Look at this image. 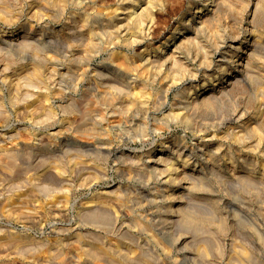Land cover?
I'll use <instances>...</instances> for the list:
<instances>
[{
	"label": "rangeland",
	"instance_id": "1",
	"mask_svg": "<svg viewBox=\"0 0 264 264\" xmlns=\"http://www.w3.org/2000/svg\"><path fill=\"white\" fill-rule=\"evenodd\" d=\"M120 1L0 0V264H244V251L264 264V135L246 131L264 129V0H180L177 13L159 0L153 24L141 13L148 0ZM126 5L142 24L136 45L130 33V45L105 46L102 30L106 48L90 50L85 13ZM198 7L219 11V25L198 30ZM118 51L145 66L169 56L150 69L143 98L140 80L115 78ZM79 56L91 58L86 71ZM69 68L73 80L62 77ZM99 85L135 108L96 124L87 111ZM85 116L106 137L79 135ZM182 152L201 167H183Z\"/></svg>",
	"mask_w": 264,
	"mask_h": 264
},
{
	"label": "bare ground",
	"instance_id": "2",
	"mask_svg": "<svg viewBox=\"0 0 264 264\" xmlns=\"http://www.w3.org/2000/svg\"><path fill=\"white\" fill-rule=\"evenodd\" d=\"M72 1H74V0H72ZM120 1V0H119ZM124 1H127V0H124ZM123 0L122 1H120V2H124ZM130 1H132V0H130ZM129 1V2H130ZM135 0H133V2H134ZM160 1H162V2H164L165 4H167V9L170 11H172V12H175V13H177V11H179V4H180V0H160ZM202 1H204V2H209L210 1V3H209V5L211 6V5H214L215 7H218V4L220 3L219 1H221V0H202ZM128 2V1H127ZM132 2V3H133ZM136 2V1H135ZM138 2V1H137ZM157 2H159V0H148L147 1V6H144L145 8L143 9L142 7V9H141V13L142 12H146V14H147V16L149 17V18H151V22H150V24H153V23H155L154 22V9H155V7H156V5L158 4ZM131 3V2H130ZM131 3V4H132ZM121 3H119V5H120ZM124 4V3H123ZM127 4V3H126ZM135 4H139V3H135ZM140 4H142L141 2H140ZM159 4H161L160 2H159ZM222 4V3H221ZM134 5V4H133ZM132 5V6H133ZM145 5V4H144ZM224 5H225V3H224ZM127 6V5H126ZM131 6V5H130ZM139 6V5H138ZM161 6H162V4H161ZM215 7H214V9H215ZM122 8V7H121ZM226 8H227V6H226ZM164 9H166V8H164ZM166 9V10H167ZM218 9V8H217ZM217 9H215V10H217ZM87 10V9H86ZM125 11H124V14H120V13H122L121 11H120V8H113L110 12H108V13H106L105 14V12L102 10V9H96V10H91V11H88V12H86L85 13V15L83 16V20L88 24V26L89 27H93V28H87V30H86V34H87V36H88V40H90V42L87 40L86 42H88V44H89V48H90V50H93L94 48H95V52L97 51V52H100L101 53V51L102 50H104L105 48H103L102 47V45H103V43H102V41L104 40V39H106L105 37H104V35L105 34H107L108 35V40H107V42L105 43V46H106V44H109V47L110 46H114V45H116V46H120V44L122 43V42H124L125 43V45H126V43L127 44H131L132 43V40H130L129 42H128V40L130 39V37H128V35L131 33L133 36V40L135 41V45H136V42H138V41H136L135 39H137V38H135V36H134V32L132 31L133 29H134V27L135 26H137V23L139 22V20L138 21H136L135 19L137 18V17H135L136 15V7L133 9V7H126V9H124ZM134 10V11H133ZM143 10V11H142ZM167 10V11H168ZM222 11H223V9H222ZM227 11V10H226ZM120 12V13H119ZM180 12V11H179ZM205 12V10H204V8L203 7H198V9L196 8V11H191L190 12V15L192 16V18L190 19V21H191V23L193 22V24H195V27H198V30H201L202 31V27L204 26V25H206L207 26V28L208 27H212V29H213V27H216L217 26V24L219 23V21H220V16H222V15H220V13H219V11L217 12V13H213L212 11V13L213 14H211V15H208V16H205L204 17V15H203V13ZM221 12V11H220ZM218 13H219V15H218ZM223 13V12H222ZM224 13H225V11H224ZM146 14H145V17H146ZM123 17H122V16ZM223 15H225V14H223ZM197 16H200V17H197ZM144 17V16H143ZM147 17V18H148ZM225 17V16H224ZM148 18V19H149ZM138 19V18H137ZM196 19H199V20H202L201 22H196ZM221 21H222V19H221ZM136 22V23H135ZM222 23V22H221ZM140 24V22L138 23V25ZM219 25V24H218ZM141 26H142V24H141ZM140 26V27H141ZM138 27V26H137ZM137 27H135V28H137ZM140 27L139 28H137L136 29V31H138V29H140ZM151 27V26H150ZM193 27V26H192ZM205 27V26H204ZM203 27V28H204ZM209 28V29H210ZM176 29V28H175ZM102 30H105V31H103L102 33H104V35H103V40L101 39V37H100V32L102 31ZM135 31V30H134ZM136 31H135V34H136ZM175 31V30H174ZM173 31V32H174ZM177 32H175L174 34H173V36H171L170 38L168 37V39H167V41L165 42V43H163V44H165V46L166 47H170V44H171V42L172 41H174L175 39H177V37L179 36V34H180V32L178 31V29L176 30ZM141 32V31H140ZM140 32H139V34H140ZM198 32L196 31V34H197ZM203 33H206V32H203ZM182 34V33H181ZM207 34V33H206ZM206 34H204V35H206ZM107 35H105V36H107ZM86 36V35H85ZM86 36V37H87ZM124 36V37H123ZM136 36H137V34H136ZM160 36V35H159ZM202 36H203V34H202ZM207 36V35H206ZM85 37V38H86ZM125 37L127 38V39H125ZM138 37V36H137ZM205 37V36H204ZM123 38V39H122ZM203 39V38H202ZM238 39H240V38H238ZM238 39H235V41H237L238 42ZM38 40V42L39 43H41V41L43 40V37H41L40 36V38H38L37 39ZM202 41V40H201ZM175 42V41H174ZM204 42H206V41H204ZM123 43V44H124ZM250 43V41H249V38L247 37V38H245V39H242L241 41H240V43H239V45L237 46V55L235 56V57H239V55L241 54V53H244V52H246V51H244L243 49L248 45ZM124 45V46H125ZM139 45V44H138ZM87 46V45H86ZM115 46V47H116ZM178 46V45H177ZM176 46V47H177ZM181 46H183V45H181ZM138 47V46H137ZM141 47V46H140ZM175 47V48H176ZM88 47H86V49H87ZM111 48V47H110ZM114 48V47H113ZM127 48H129V46L127 47ZM136 48V47H135ZM159 48V47H158ZM157 48V49H158ZM183 48V47H182ZM184 48H185V46H184ZM109 49V48H108ZM107 49V50H108ZM156 49V50H157ZM173 49V48H172ZM186 49V48H185ZM154 50V49H153ZM177 50V49H176ZM182 50H184V49H182ZM181 50V51H182ZM86 51L87 50H85V53H86ZM88 52H89V55H90V51L88 50ZM157 52V51H156ZM176 52H178V51H176ZM216 52V51H215ZM112 52H110V54H111ZM129 53V52H128ZM146 53H149V54H151V52H147L146 51ZM153 53V52H152ZM174 53H175V50H174ZM74 54V53H73ZM104 54V53H103ZM142 54H143V52H142ZM142 54H141V57H142ZM70 55H71V52H70ZM70 55H68V56H70ZM86 55V54H85ZM95 55H96V53H95ZM134 55V54H133ZM136 55V54H135ZM140 55V54H139ZM180 55V54H179ZM67 56V57H68ZM84 56V55H83ZM86 56H88V54L86 55ZM86 56H84V57H86ZM92 56H94V55H92ZM97 56V55H96ZM111 56V55H110ZM151 56V55H150ZM149 56V57H150ZM174 56H175V54H174ZM181 56V55H180ZM179 56V57H180ZM72 57H74V55L72 56ZM71 57V58H72ZM80 57H82V56H79V59H80ZM84 57H82L83 58V60H85L86 61V66H84L83 65V67H85V69L84 68H82L83 69V71L85 70L86 71V67H89L88 65H87V63L88 62H90L89 60H91V56L90 57H88V58H90V59H87V58H85L84 59ZM136 57H138V56H136ZM135 56L134 57H131L130 55H128V54H126V53H124V52H115L114 53V56H112V61L114 62V64L116 65V67L118 68L117 69V73H115V78H117L118 80H119V82L120 83H122V84H125V85H127V86H131V82H133V81H136V79H137V81L138 80H140L139 81V84L138 85H140V88H141V90H140V92L139 91H137V90H139V89H137L136 90V88H133V91H132V89L130 90V92H128V93H131V92H133V93H135V95H138L137 94V92L139 93V95L141 96V92H144V89H146V90H148L147 89V87L145 88V85L147 86L148 85V82L153 78V80H155L154 78L155 77H152L153 75H154V73L152 74L151 72H150V69H152V66H156V65H160V62L162 63V64H165V62L166 61H168L169 60V56L167 55V58L164 60V58L165 57H159L158 59H155V60H153L152 58V61L151 60H149L150 58H148V59H146L147 60V66H145L144 64H143V62H141V61H138V59L136 58ZM177 57H178V54H177ZM179 57H178V59H179ZM70 58V62H72L73 61V59H71ZM78 58V57H77ZM76 58V59H77ZM171 58V57H170ZM221 58H222V56H221ZM224 58V57H223ZM68 59H69V57H68ZM109 59V58H108ZM177 59V58H176ZM74 60H75V58H74ZM78 60V59H77ZM81 61H82V59H80ZM79 60V61H80ZM141 60V59H140ZM143 60H145V59H143ZM171 60V59H170ZM221 60V59H220ZM229 60V59H228ZM227 60V61H228ZM231 60V59H230ZM229 60V61H230ZM81 61L80 62H77V63H79V65H80V63H81ZM222 61V60H221ZM221 61H219V62H221ZM74 62V61H73ZM186 62V61H185ZM231 62V61H230ZM229 62V63H230ZM236 62H239V60H237ZM85 63V62H84ZM145 63V62H144ZM71 64V66H74V64L73 63H70ZM82 64H83V62H82ZM161 64V65H162ZM168 64V63H167ZM242 64V63H241ZM114 65V66H115ZM237 65H238V63H237ZM113 66V67H114ZM149 66L151 67V68H149ZM238 66H240V62H239V65ZM75 67V66H74ZM90 68V67H89ZM88 68V69H89ZM107 68V67H106ZM110 68H111V66H110ZM236 68V67H235ZM74 69H76V68H74ZM81 69V70H82ZM115 69V68H114ZM237 69H239V68H237ZM53 71H54V69H52ZM71 70L72 69H68V71L65 73V75H63L62 77H65V76H67L68 77V79H69V77H72L71 79L73 80V74H72V76H70L71 75ZM116 70V69H115ZM114 70V71H115ZM154 70V69H153ZM236 70V69H235ZM240 70V69H239ZM36 71H38V69H36ZM53 71H50V72H52V73H54ZM75 72V70H72V72ZM78 71H80V70H78ZM91 71V70H90ZM110 71H111V69H110ZM113 71V72H114ZM76 72H77V70H76ZM75 72V73H76ZM116 72V71H115ZM153 72V71H152ZM235 72H237V71H235ZM241 72V71H240ZM243 72V71H242ZM78 73V72H77ZM108 73H110V72H108ZM107 73V74H108ZM112 73V72H111ZM79 74V73H78ZM243 74V73H242ZM39 75V74H38ZM52 75V74H51ZM75 75H77V74H75ZM80 75H84L83 74V72H81L80 71ZM109 75V74H108ZM114 74H111V76H113ZM79 76V75H78ZM155 76V75H154ZM158 76V75H157ZM244 76V75H243ZM133 77V78H132ZM80 79H81V76L79 77ZM110 78V77H109ZM114 79V78H113ZM116 79V80H117ZM167 79V78H166ZM70 80V79H69ZM153 80H152V82H153ZM171 80V79H170ZM173 80V79H172ZM176 80H177V78H176ZM82 81V80H81ZM108 81V80H107ZM113 81H115V80H113ZM112 81V83H115V82H113ZM167 82H168V80H166ZM108 82H110V81H108ZM117 82V81H116ZM170 82V81H169ZM70 83V82H69ZM72 83H74L73 81H72ZM106 83V82H105ZM137 83V82H136ZM110 84V83H109ZM116 84H118V83H116ZM89 85V84H88ZM105 85V84H104ZM108 85V84H107ZM132 85H133V83H132ZM205 85V84H204ZM96 86V85H95ZM110 86V85H109ZM108 86V87H109ZM115 86V85H114ZM166 86V85H165ZM167 86H168V84H167ZM88 87V86H87ZM90 87H91V84H90ZM93 87V90H95V92L97 93V94H99L100 96L98 97L96 94V96H95V98L96 99H94L93 98V100H94V104H93V108L91 109V110H89V111H87V113L89 112L90 113V111L91 112H93L92 114L95 116H97V117H95L94 119L95 120H97V122H99V123H96V124H100V123H103L104 124V121H107L108 120V118H113L114 116H115V114H116V111H115V109H119L118 111L120 112L121 110H123L124 111V113L123 114H126V111H130L131 112V108L133 107V108H135L134 106L135 105H133V104H136V103H133L134 102V100H133V104L131 103V101H130V103H125L124 101H121L117 96H109V94L112 92V91H109L110 89H106V88H102L101 87V85H99V87L97 86L96 88L94 87V86H92ZM104 87H106V86H104ZM124 87V86H123ZM129 87H126V88H129ZM206 87V86H205ZM113 88H115L114 90H116V89H118L117 87H113ZM138 88H139V86H138ZM134 89H135V91H137V92H134ZM149 89H151V88H149ZM212 88H208V87H206L205 89H203V90H201V94H200V96H203V95H206L208 92H210V90H211ZM145 90V91H146ZM259 90V89H258ZM261 90V89H260ZM259 90V91H260ZM258 91V92H259ZM92 92V91H91ZM263 92H264V89H263ZM93 93V92H92ZM141 93V94H140ZM148 93V92H147ZM151 93V92H150ZM150 93H149V95L148 96H151L150 95ZM261 94H262V90H261V92H260ZM90 93L88 92V94L87 95H89ZM112 94H114L113 92H112ZM93 95V94H92ZM92 95H89V97H92ZM117 95V94H116ZM129 95H131V94H129ZM133 95V94H132ZM134 95V98L136 97ZM138 95V96H139ZM144 95H146V93L145 94H143V96ZM86 96V95H85ZM119 96H120V94H119ZM128 96V95H127ZM137 96V97H138ZM263 96V95H262ZM114 97V98H113ZM117 97V98H116ZM122 97V95L120 96V98ZM126 97V96H125ZM128 97H131V96H128ZM142 97V96H141ZM146 97V96H145ZM131 98H133V97H131ZM139 98V97H138ZM137 98V99H138ZM143 98V97H142ZM151 98V97H150ZM89 99H92V98H88L87 100H89ZM128 99V98H127ZM126 99V100H127ZM137 99H136V101H137ZM141 98H139V100H140ZM152 99V98H151ZM86 100V101H87ZM129 100H131V99H129ZM138 100V101H139ZM204 100V99H203ZM128 101V100H127ZM209 102H210V100H208ZM88 102V101H87ZM89 102H91V101H89ZM139 103V102H138ZM201 103V102H200ZM202 103H204V101L202 102ZM210 103H212V101L210 102ZM89 104V103H88ZM87 104V105H88ZM141 103H139V105H140ZM209 104V103H208ZM214 103H212V105H213ZM90 105V104H89ZM130 105H131V108H130ZM138 105V104H137ZM145 105V104H144ZM200 105V104H199ZM198 105V106H199ZM211 105V104H210ZM91 106V105H90ZM141 106V105H140ZM180 106H182V105H180ZM203 106V105H202ZM130 108V110H129V108ZM144 107V106H143ZM183 107V106H182ZM212 107V106H211ZM137 108H139L138 106H137ZM141 109H143L142 107H140ZM198 109H200V108H198ZM201 109H203V108H201ZM205 109H206V107H205ZM208 109V108H207ZM88 110V109H87ZM136 110V109H135ZM135 110H133V111H135ZM140 110V109H139ZM136 112V111H135ZM134 112V113H135ZM86 113V112H85ZM85 114V115H87V117H89L88 116V114ZM127 113H129V112H127ZM91 114V113H90ZM140 114V113H139ZM138 114V115H139ZM92 115V117H94ZM120 116H122L121 114H119ZM127 115H129V114H126V116ZM91 116V115H90ZM125 116V115H124ZM84 117V116H83ZM86 117V116H85ZM87 117H86V127L83 129V128H80V130L78 129V132H79V135H82V137L84 136L85 138H97V139H99V138H101V135H102V137H106V133H104L105 131H103V132H101V130H100V132L101 133H104V136H103V134H101L100 132H98V133H100V134H98L97 132H96V130H95V126L93 127L94 129H89L88 127H87V125H89V124H87V122H88V120H87ZM92 117L90 118V120L92 119ZM132 117H134V116H132ZM131 117V118H132ZM188 116H186V118H187ZM118 118V117H117ZM121 118V117H120ZM129 118V117H128ZM131 118H129V119H131ZM138 118V117H137ZM189 118V117H188ZM89 119V118H88ZM115 119V118H114ZM119 119V118H118ZM146 119V118H145ZM190 119V118H189ZM82 120V119H81ZM93 120V119H92ZM95 120H93V121H95ZM111 120H113V119H111ZM111 120H108V122H110ZM239 120V119H238ZM114 121V120H113ZM128 121V120H127ZM159 121V120H158ZM252 121V120H251ZM129 122H131L130 120H129ZM136 122V121H135ZM134 122V123H135ZM243 122V121H242ZM249 122H250V119H249ZM258 122V121H257ZM74 123V122H73ZM79 123V122H78ZM77 123V124H78ZM85 123V122H84ZM94 123V122H93ZM126 123V120L124 121V124ZM164 123H165V121H164ZM167 123V122H166ZM244 123V122H243ZM248 123V122H247ZM251 124L253 123V122H250ZM259 123V122H258ZM95 124V123H94ZM95 124V125H96ZM110 124V123H109ZM117 124V123H116ZM120 124V123H119ZM123 124V125H124ZM162 124V123H161ZM160 124V125H161ZM249 124V123H248ZM247 124V125H248ZM250 124V126H252ZM254 124V123H253ZM80 125H81V122H80ZM112 125V124H111ZM110 125V126H111ZM121 125H122V123H121ZM246 125V124H245ZM255 125V124H254ZM259 125V124H258ZM75 126V125H74ZM100 126V125H99ZM106 126V125H105ZM104 126V127H105ZM162 126H163V124H162ZM164 126H165V124H164ZM256 126V125H255ZM72 127V126H71ZM77 127H79V126H77ZM84 127V126H83ZM90 127V126H89ZM97 127H98V125H97ZM96 127V128H97ZM167 127H169V125L167 124ZM249 127V126H248ZM253 127V126H252ZM252 127H250V128H247V133L249 134V133H251V132H253V135H254V131L256 132V135L257 136H260V137H262L263 135H264V129L263 128H257V126H256V128L255 127H253L254 129H252L251 130V128ZM264 127V126H263ZM90 128H92V127H90ZM72 130L74 129L73 127L71 128ZM77 129H76V132H77ZM98 129V128H97ZM107 129V128H106ZM109 129V128H108ZM156 129V128H155ZM99 130V129H98ZM144 131V130H143ZM161 131V130H160ZM76 132H74V133H76ZM138 132H140L141 133V136L143 135L142 134V132L139 130ZM146 133V132H145ZM145 133H144V135H145ZM78 134V133H77ZM135 135V134H134ZM246 136H247V134H246ZM250 136V135H249ZM248 136V138H250ZM140 137V135L138 136V135H135V137H134V139H138ZM143 137V136H142ZM256 137V136H255ZM162 146V145H161ZM163 147V146H162ZM178 147V146H177ZM174 148V147H173ZM163 151V150H162ZM165 151V150H164ZM177 152L179 151V150H176ZM181 152V151H180ZM163 153V152H162ZM178 155V154H177ZM183 158H182V161H183V167H185V166H191L192 164H194L195 165V168L197 169V168H200L201 167V165H199V163H197V162H195V161H197V160H194V157H193V155L192 156H184L183 155V152H182V154H180ZM205 155V154H204ZM210 155V154H209ZM206 157V156H205ZM163 158V157H162ZM209 158V157H208ZM206 159V162H210L211 163V160H210V158L209 159ZM23 159V158H22ZM153 159V158H152ZM151 159V160H152ZM156 159V158H155ZM158 159V158H157ZM166 159V158H165ZM154 160V159H153ZM160 160H161V158H160ZM159 160V161H160ZM191 160H194L193 162H191ZM208 160V161H207ZM155 161V160H154ZM159 161H158V163H159ZM200 161V160H199ZM156 162V161H155ZM151 163V162H150ZM154 163V162H153ZM153 163H152V165H153ZM158 163H157V165H158ZM160 163H161V161H160ZM173 163V162H172ZM154 166V165H153ZM173 166V165H172ZM207 166V165H206ZM217 165L215 164V163H212V166L211 167H213L212 169H210L211 170V172L212 173H214V172H216L217 171V167H216ZM153 168H155V167H153ZM172 168H174V166L173 167H170V169L169 170H171ZM156 170H157V168H156ZM159 170V169H158ZM157 170V171H158ZM173 170V169H172ZM157 171H155V172H157ZM218 172V171H217ZM217 172H216V174H217ZM199 173V172H198ZM216 174H214V176L216 175ZM140 222H142V221H140ZM140 224H142L141 226H145L146 224L145 223H140ZM145 227H147V225L145 226ZM144 227V228H145ZM150 227H148V229H149ZM146 229V228H145ZM9 237H10V235H8ZM4 238H5V236H4ZM6 238H8V237H6ZM6 238H5V240H6ZM8 240V239H7ZM242 256H243V259L245 260L244 261V264H247L248 263V261H249V259H248V257H247V252L246 251H244L243 253H242Z\"/></svg>",
	"mask_w": 264,
	"mask_h": 264
}]
</instances>
